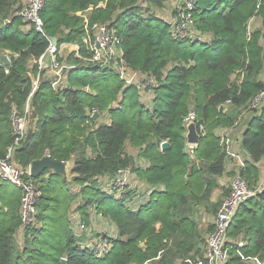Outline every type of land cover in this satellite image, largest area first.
Instances as JSON below:
<instances>
[{
    "label": "trees",
    "instance_id": "trees-1",
    "mask_svg": "<svg viewBox=\"0 0 264 264\" xmlns=\"http://www.w3.org/2000/svg\"><path fill=\"white\" fill-rule=\"evenodd\" d=\"M18 1L0 0V56L10 58L8 65L0 63V157L14 143L12 110L26 113L30 99L27 132L14 149V161L27 168L44 154L73 160L75 189L67 187L69 176L60 171L25 173L40 190L26 223L21 187L0 181V264H144L153 259L154 264H174L175 255L203 259V251L192 252L196 223L188 205L207 199L225 171L226 152L216 129L232 126L264 86L263 33L248 28L253 15L264 19V0H193L190 9L185 2L192 22L184 35L174 32L178 16L166 21L141 0H44L41 33L17 13ZM96 21L114 28L132 69L155 78L146 87L153 91L151 104L112 65L90 59L82 38L92 40ZM50 36L57 38V47L73 43L78 49L63 54L65 45L56 54L65 80L53 85L51 71L43 68L32 92L36 60ZM233 74L243 77L234 80ZM228 99L233 108L225 107ZM190 109L196 112L197 128L203 124L191 150L185 138ZM103 114L110 120H99ZM246 118L241 144L248 158L240 174L254 186L264 165V101ZM163 140L168 147L161 148ZM126 142L136 153L127 151ZM123 169L142 182L146 198L134 199L139 191L129 182L115 185ZM101 178L109 182L106 187ZM90 208L117 230L107 236L111 246L101 255L81 246L74 228V221L92 222ZM71 211L77 212L74 220ZM259 213H264V188L242 203L231 220L228 264H242L241 255L264 260V215L257 219ZM239 240L244 243L238 245Z\"/></svg>",
    "mask_w": 264,
    "mask_h": 264
},
{
    "label": "built area",
    "instance_id": "built-area-1",
    "mask_svg": "<svg viewBox=\"0 0 264 264\" xmlns=\"http://www.w3.org/2000/svg\"><path fill=\"white\" fill-rule=\"evenodd\" d=\"M186 7L188 9L193 7V0H186ZM44 0H25L21 8L18 10V14L24 19L28 25H33L35 29L43 33V21L40 17L39 10L43 6ZM179 21H176L174 32L178 35H184L191 25L192 18L188 11L183 8L179 12ZM190 23V24H189ZM93 31V38L90 41L88 37H83V43L91 51L90 59L107 65H116L119 75L124 78L127 82H133L136 84L139 90H144L147 86H153L155 84V78L151 74L140 72L132 69L125 61L123 50L118 45L119 36L116 34L114 28L107 25L106 23L93 22L91 25ZM64 43L57 47L55 44H49L46 51L37 58L38 73L32 78V92L38 87L40 82L39 71L43 68H48L52 73V84L57 85L63 81L65 76L63 73V64L58 63L56 60V54L60 52ZM77 46V45H76ZM48 57V60L47 58ZM49 60L52 64H50ZM114 67V66H113ZM31 92V93H32ZM29 101V99H28ZM264 101V86L260 89L256 95L249 101L246 106L237 116L232 126H237L244 114L252 109L259 107ZM231 103L228 99L225 103V107ZM29 104L26 105V113H20L16 108L11 112V123L14 133V143L8 147L7 153L4 157H0V181L12 182L22 189V200H21V214L24 222H30L35 211V202L40 195V190L36 181L26 180L24 174L30 175L29 165L27 168L20 167L16 161H14L13 153L14 149L19 144L20 140L26 135L27 127L29 124ZM95 113V112H94ZM93 113V114H94ZM196 112L194 109H190L185 116L186 124L192 120L195 121ZM196 122V121H195ZM199 129H203V124H199ZM201 132V131H199ZM220 143L224 147L226 152V158L236 157L240 167H236L233 175L229 180V191L227 195L222 199L215 216L213 218V228L207 234L206 244L203 249V259H197L191 261V264H228L229 262V250L228 243L231 241L228 235V228L231 223L233 216L235 215L239 206L244 203L249 197L256 195L259 191L264 188V166L262 167L261 179L257 185L249 186L248 181L245 177L240 174V168L244 164L240 154L238 153L237 147L233 146V140L230 136L220 133ZM188 149H192L196 144L187 143ZM226 161V160H225ZM130 170L123 169L114 178L116 185H123L128 183ZM232 174V173H231ZM102 215L101 212H99ZM104 239V240H102ZM238 245L243 244V240H239ZM111 243L108 237L105 235H98L93 241L90 242L89 246L96 254L101 255L106 253L110 249ZM244 258L252 259L255 264H264V260H261L257 256H244L241 255V260ZM205 261V262H204Z\"/></svg>",
    "mask_w": 264,
    "mask_h": 264
},
{
    "label": "rangeland",
    "instance_id": "rangeland-1",
    "mask_svg": "<svg viewBox=\"0 0 264 264\" xmlns=\"http://www.w3.org/2000/svg\"><path fill=\"white\" fill-rule=\"evenodd\" d=\"M25 0H19L18 4H23ZM186 0H162L161 3H157V2H149L148 0H141V3L143 4V6H150V9L154 11L155 14H157V16L162 17L164 20L166 21H170V22H174L176 21L177 16H180L179 12L184 8V3ZM190 24V23H189ZM259 28L263 35H262V43L264 46V19L261 17V15L259 14H255L251 17L249 23H248V28H250V30L254 29V28ZM70 50L64 49L63 50V54H67ZM48 60V57H46ZM50 64L51 61L49 60ZM66 63H69V61H65ZM115 64V63H114ZM114 68H117L116 65H114ZM241 74V72H240ZM239 74V76H240ZM261 77L264 78V68L262 69L261 72ZM236 74L232 75V79L234 80H241L242 79V75L239 77ZM63 80H65V76L63 77ZM153 91L152 89L148 88V89H144L140 92V96L143 100H145L147 102V104H151L150 102V97L152 95ZM27 103L29 104V101L27 100ZM26 103V105H27ZM229 106V107H228ZM227 108H233L231 105H228ZM238 111V110H237ZM251 113V112H250ZM247 119H243L242 122H240L237 127H235V129L237 130L236 132H239V130L241 128H243L246 125ZM99 120H105V121H109L110 117L109 114H103L100 116ZM232 133V134H236ZM238 134V133H237ZM126 149L129 152L132 153H136V147L130 145L129 142H126ZM140 159H138L139 161ZM143 162V161H141ZM73 164V160H69L66 163L65 166V172H62L64 174H67L69 176V182L67 184V187L70 189H75V184L73 182H71V177L72 174L70 173V169L71 166ZM264 166V165H262ZM236 168V167H235ZM48 169H52L54 170V168H48ZM55 171V170H54ZM232 174H230V178L233 175L234 171L231 172ZM105 180V181H104ZM230 180V179H229ZM102 187H106L107 183L106 179H102ZM130 186L136 187L137 188V192L138 194L134 197V199L136 200H141L144 199V197L146 198V193L144 192V188L145 186L142 184L141 181H138V179H136L135 175L131 172L129 173V177H128V181ZM4 183H8L10 184L8 181H4ZM116 185V184H115ZM229 185V181L227 182V185L225 186L226 190L227 187ZM225 189H220L219 187H215L214 190L211 192V195L207 198V199H203L200 202H193L191 201L188 205V209H189V214L191 215V217L193 218V220L196 223V235L193 238V251L194 252L196 249H199V251H203L205 244H206V238H207V234L210 232V227L212 226V222H213V218L215 216V213L217 211V208L215 207V203L220 200L222 201V199L227 195V191ZM92 215V222L91 223H86V225H81L80 221H74V225H75V230L77 232V234L80 236V240H81V246H89L90 242L93 241L95 238H97V233L99 234H106V236H115L117 234V230L115 228V225L113 224L112 221H110V219L105 218L103 215H100L99 212L95 211V209L90 208L89 209ZM264 213H259L258 214V218L257 219H261V217H263ZM71 217L73 218V220L75 218H77V212L75 211H71ZM82 223V222H81ZM79 224L81 225V227L79 226ZM213 227V226H212ZM91 228V229H90ZM19 238V236H18ZM104 240V239H102ZM173 262L174 264H184L186 263L189 259L188 258H182L178 255H175L174 257L172 256ZM191 259V258H190ZM156 259H153L151 261H148L144 264H154ZM191 261H193V259H191ZM190 262V261H189ZM131 264H136V263H131ZM242 264H255V261L252 259H246L244 258L242 260Z\"/></svg>",
    "mask_w": 264,
    "mask_h": 264
},
{
    "label": "water",
    "instance_id": "water-1",
    "mask_svg": "<svg viewBox=\"0 0 264 264\" xmlns=\"http://www.w3.org/2000/svg\"><path fill=\"white\" fill-rule=\"evenodd\" d=\"M50 42L51 44H55L57 42V38L55 36H50ZM0 63L2 65H8L10 63V58L8 57L7 54H2L0 56ZM29 103H30V99H29ZM93 115L96 116L97 113L95 112ZM200 134L201 133L197 128L196 122L190 120L186 124V133H185L186 142L189 144L197 145L200 140ZM168 145L169 144L166 140H163L161 142V148L168 147ZM66 163L67 162H62L51 158L49 154H44L41 158L34 159L29 164L30 175L38 176L44 169L51 167L54 168L55 171L65 172ZM61 260L62 262H65L66 259L62 258Z\"/></svg>",
    "mask_w": 264,
    "mask_h": 264
},
{
    "label": "crops",
    "instance_id": "crops-1",
    "mask_svg": "<svg viewBox=\"0 0 264 264\" xmlns=\"http://www.w3.org/2000/svg\"><path fill=\"white\" fill-rule=\"evenodd\" d=\"M65 45L68 48V50H77L78 49V46H76L77 44L70 43V44H65ZM65 45L62 47V49L65 47ZM62 49H61V51H62ZM235 127H237V126L219 127V128L216 129V133L217 134L224 133V134L230 136L231 140H233L232 141L233 142V146L237 147L238 153L241 155L240 158L245 160V159L248 158V155L246 154V152L242 148V144H241V129L239 130V132H236L237 130L235 129ZM237 129H238V127H237ZM235 132H236L235 135L232 134V133H235ZM224 166H225L224 173L220 177L217 178L218 185L216 187H219L220 189H223L227 185V182L230 179V174H231L232 170H234L235 167H237V166L240 167L239 162H238L236 157H232V158L228 157V158H226ZM243 243H244V241H243Z\"/></svg>",
    "mask_w": 264,
    "mask_h": 264
}]
</instances>
